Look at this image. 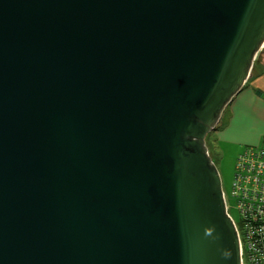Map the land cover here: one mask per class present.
I'll use <instances>...</instances> for the list:
<instances>
[{"label":"water","instance_id":"obj_1","mask_svg":"<svg viewBox=\"0 0 264 264\" xmlns=\"http://www.w3.org/2000/svg\"><path fill=\"white\" fill-rule=\"evenodd\" d=\"M264 51V0H0V264H241L206 139Z\"/></svg>","mask_w":264,"mask_h":264},{"label":"built area","instance_id":"obj_2","mask_svg":"<svg viewBox=\"0 0 264 264\" xmlns=\"http://www.w3.org/2000/svg\"><path fill=\"white\" fill-rule=\"evenodd\" d=\"M230 198L241 264H264V148H246L237 155Z\"/></svg>","mask_w":264,"mask_h":264},{"label":"crops","instance_id":"obj_3","mask_svg":"<svg viewBox=\"0 0 264 264\" xmlns=\"http://www.w3.org/2000/svg\"><path fill=\"white\" fill-rule=\"evenodd\" d=\"M216 141L239 154L248 147H261L264 137V67L250 77L225 109L215 132Z\"/></svg>","mask_w":264,"mask_h":264},{"label":"rangeland","instance_id":"obj_4","mask_svg":"<svg viewBox=\"0 0 264 264\" xmlns=\"http://www.w3.org/2000/svg\"><path fill=\"white\" fill-rule=\"evenodd\" d=\"M264 63V60H263ZM261 68L255 69L251 73V77L256 75ZM206 147L208 154L216 166L220 175L222 191L224 199L226 198V206L229 217L233 222L237 224V213L234 208V201L230 198V189L234 175V165L237 155L229 150L230 148H224L218 141H216L215 133L209 135L206 139Z\"/></svg>","mask_w":264,"mask_h":264},{"label":"trees","instance_id":"obj_5","mask_svg":"<svg viewBox=\"0 0 264 264\" xmlns=\"http://www.w3.org/2000/svg\"><path fill=\"white\" fill-rule=\"evenodd\" d=\"M263 60H264V51H263V53H261L257 58H256V61L254 62V66H253V70L252 71H254L255 69H259V68H262V67H264V63H263ZM248 148H251V149H260V148H264V144H263V142H262V146L261 147H248ZM246 149V148H245ZM245 149H243V150H245ZM242 150V151H243ZM241 151V152H242ZM240 152V153H241ZM239 153V154H240ZM239 154H237V155H239Z\"/></svg>","mask_w":264,"mask_h":264},{"label":"flooded vegetation","instance_id":"obj_6","mask_svg":"<svg viewBox=\"0 0 264 264\" xmlns=\"http://www.w3.org/2000/svg\"><path fill=\"white\" fill-rule=\"evenodd\" d=\"M224 200H225V202H226V198H225Z\"/></svg>","mask_w":264,"mask_h":264}]
</instances>
